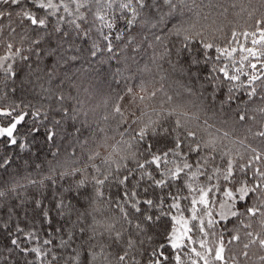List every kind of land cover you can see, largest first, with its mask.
I'll return each instance as SVG.
<instances>
[{"label": "snow or ice", "instance_id": "1", "mask_svg": "<svg viewBox=\"0 0 264 264\" xmlns=\"http://www.w3.org/2000/svg\"><path fill=\"white\" fill-rule=\"evenodd\" d=\"M252 4L0 0V264H264Z\"/></svg>", "mask_w": 264, "mask_h": 264}, {"label": "trees", "instance_id": "2", "mask_svg": "<svg viewBox=\"0 0 264 264\" xmlns=\"http://www.w3.org/2000/svg\"><path fill=\"white\" fill-rule=\"evenodd\" d=\"M198 3H202L203 11L205 13L209 12L211 9L209 7V4L215 5L218 0H197ZM219 2H224V0H219ZM228 3L233 2V0H227ZM234 2L237 4V7L235 9H231V12L233 14L229 15V20L232 21L233 24H239L240 26H243L245 21L247 20L246 13H241L240 16H235L234 13H240L241 12V6L247 7L248 6V0H234ZM251 6H256L255 0H253V4ZM250 6V7H251ZM213 14L215 15V11H213ZM123 27V25H121ZM227 31V29H226ZM243 39V38H241ZM150 54V53H149ZM147 62V57L145 56L141 60V67H143L144 63ZM102 71L106 72L107 69L104 68ZM109 92V88L107 85H98L97 91L93 97L92 103L93 104H100L103 105V101L106 98L107 94Z\"/></svg>", "mask_w": 264, "mask_h": 264}]
</instances>
